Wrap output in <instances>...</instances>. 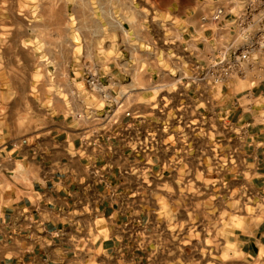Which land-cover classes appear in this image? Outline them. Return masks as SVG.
<instances>
[{
    "label": "crops",
    "instance_id": "0c3cea01",
    "mask_svg": "<svg viewBox=\"0 0 264 264\" xmlns=\"http://www.w3.org/2000/svg\"><path fill=\"white\" fill-rule=\"evenodd\" d=\"M249 1H71L86 45L0 44V264H169L171 196L204 177L256 196L263 211L227 243L264 264V60L198 81ZM156 21L179 22L178 44L156 47Z\"/></svg>",
    "mask_w": 264,
    "mask_h": 264
},
{
    "label": "rangeland",
    "instance_id": "374dc122",
    "mask_svg": "<svg viewBox=\"0 0 264 264\" xmlns=\"http://www.w3.org/2000/svg\"><path fill=\"white\" fill-rule=\"evenodd\" d=\"M71 1L86 4V0H56L57 12L52 18H46L44 13L40 14L41 7L47 6L45 3L4 0L5 4L0 3V44H10L11 47L25 43L45 45L53 36V42L59 47H67L72 42L80 47L86 45V35L82 33L86 20L74 19L70 15ZM35 6L37 10H34ZM3 7L5 12L1 10ZM160 23L155 22L156 47H165V43L178 44L176 31L179 22H167L165 28ZM183 184V190L171 196L175 209L167 214L171 221H179L183 225L181 250L171 254L169 264H249L238 254L235 245L227 241L233 231L236 233L242 229L246 222L252 223L249 217L256 218L263 211L256 196L228 194L227 181L221 177L217 182L204 177ZM212 187L218 190L212 192Z\"/></svg>",
    "mask_w": 264,
    "mask_h": 264
},
{
    "label": "built area",
    "instance_id": "2783aa9c",
    "mask_svg": "<svg viewBox=\"0 0 264 264\" xmlns=\"http://www.w3.org/2000/svg\"><path fill=\"white\" fill-rule=\"evenodd\" d=\"M211 21L224 23L225 11L215 10ZM231 24V41L218 51L208 67L199 70L198 81L207 80L213 87H221L235 77L244 79L249 67L257 65L260 58L264 60V0L247 2ZM86 85L92 93L107 98L105 88L96 75H90Z\"/></svg>",
    "mask_w": 264,
    "mask_h": 264
}]
</instances>
